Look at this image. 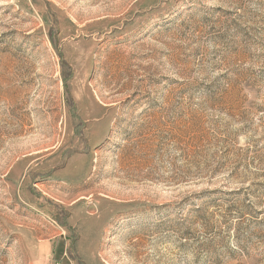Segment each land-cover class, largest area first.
Returning <instances> with one entry per match:
<instances>
[{"label": "rangeland", "instance_id": "rangeland-1", "mask_svg": "<svg viewBox=\"0 0 264 264\" xmlns=\"http://www.w3.org/2000/svg\"><path fill=\"white\" fill-rule=\"evenodd\" d=\"M0 264H264V0H0Z\"/></svg>", "mask_w": 264, "mask_h": 264}]
</instances>
